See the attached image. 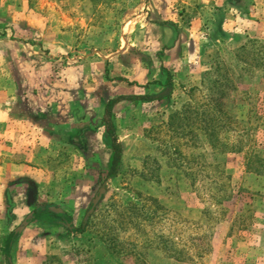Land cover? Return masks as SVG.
I'll list each match as a JSON object with an SVG mask.
<instances>
[{"label":"rangeland","instance_id":"374dc122","mask_svg":"<svg viewBox=\"0 0 264 264\" xmlns=\"http://www.w3.org/2000/svg\"><path fill=\"white\" fill-rule=\"evenodd\" d=\"M177 3V11L187 24V18L191 16L184 10L185 4L180 0ZM246 3L248 0L243 1V6L246 7ZM153 9L151 0H0V48L3 49L0 61L7 47L14 45L8 52L16 60L28 62L26 66L30 65L32 69L25 68V71L32 73L36 69L42 94L55 93L60 103L64 99L59 100L61 93V97L70 99L67 103L70 107L80 105L90 111V190L85 208L79 214L70 213V219L77 225L83 220L98 189L104 185L106 190L97 204L104 207L113 199L115 204L107 209L105 221L112 225V233L117 239L121 236L141 242L155 233L173 245L171 253L185 259L167 260L170 252L161 246L158 250H146L148 258L162 264H264V26L254 30L255 37L263 42L253 46L255 51L260 49L263 53L262 58L256 53L258 64L252 60L253 53L247 51L243 53V61L235 65L231 60L237 47L223 40L215 52H208L212 57L210 67L216 57H221L229 68L226 71L223 67V73L236 87L227 100L233 121L218 134L221 142L236 150L220 149L219 146L213 149L203 134L190 138L182 134L178 137L166 127L150 130L166 118L169 111L187 101L186 92L190 87H200V83H176L171 99L167 101L115 103L117 133L124 144L122 175L125 176L118 175L101 184L97 181L99 170L106 165L105 154L102 153L100 158L97 149L103 140L98 133L102 129L104 133L101 113L107 99L102 104L93 93L103 92L105 97H110L108 99L124 95L117 94L122 88L116 81L105 85L96 77L90 81V54L102 55L100 50L110 54L124 50L127 56L124 63L133 64V56L138 62L150 63V53L160 51L161 41L166 47L173 39V36L146 27L154 20L151 18ZM258 65L261 67L253 70ZM133 71L140 72L138 69ZM139 79L144 81L143 77ZM151 84L154 83L137 84V87H143V94L138 95L155 98L165 91L164 87ZM31 90L27 88L28 92ZM202 94L195 92L194 101L204 103L206 98ZM91 95L95 97L91 98ZM157 137L164 142L153 140ZM172 142L178 143V153L172 148L170 155L165 146L173 145ZM254 154L260 159L256 160ZM246 163L258 166L261 173L249 171ZM53 168L54 184L63 188L71 164L57 163ZM74 177L68 183H78V178ZM146 186L151 188L150 193L163 209L161 217L152 226L146 223L138 229L125 223L122 203L134 199L140 190L142 195L138 200L142 202ZM222 194L229 198L218 203L217 197ZM102 222L97 219L95 223L98 231L106 228ZM14 229L2 226L0 236ZM23 231L13 240L8 258L0 253V264H6L8 260L11 264H44L52 253L58 255L61 263L54 259L49 264H89L84 254L71 252L69 243L61 249L68 254H63L53 243L55 238L52 236L45 239L46 244H40L42 238L39 235L33 238L27 235L34 244L27 246ZM92 256L95 264H137L133 254L120 250L112 256L100 243L92 247Z\"/></svg>","mask_w":264,"mask_h":264},{"label":"crops","instance_id":"0c3cea01","mask_svg":"<svg viewBox=\"0 0 264 264\" xmlns=\"http://www.w3.org/2000/svg\"><path fill=\"white\" fill-rule=\"evenodd\" d=\"M177 1L151 0L154 7L151 18L154 20L146 27L173 36V39L170 38L166 47L161 41L160 51L150 53V63L138 62L133 56L135 62L127 64L124 63L127 58L124 50L113 54L100 50L102 55L90 54V81L94 77L100 79L102 85L116 81L122 88L117 94L124 96L143 94V87H137V84L163 83L167 73L174 85L198 84L210 67L208 52H215L221 40L238 47L256 36V28L261 30L264 26V0H248L246 7L244 0H180L191 16L187 18V24L177 11ZM13 48L14 45L8 46L0 61V227L14 229L33 211L30 194L34 191L37 203H51L62 209L56 224L33 218L24 228V241L28 240L27 235L31 238L39 235L42 238L39 243L46 244V238H55L62 231L59 224L68 220L70 213L79 214L85 208L90 190V168L86 167L90 164V111L80 105L70 107L67 104L70 99L61 97V93L59 100L64 99L60 103L55 93L42 94L36 69L32 73L25 71V68L32 69L31 66H26L28 62L24 60H16L8 52ZM134 69L140 72L136 73ZM115 77L117 80L113 79ZM27 84L31 92L27 91ZM151 85L164 87L156 83ZM77 95L75 98L79 100ZM93 95L102 104L110 98L103 92ZM59 104L62 107L57 108ZM83 117L86 121H82ZM98 134L102 138L103 129ZM102 153L107 162L109 150L103 140L97 149L100 158ZM63 162L71 164V172L64 179V187L58 188L54 184L53 167ZM69 175L72 176L68 180ZM73 175L78 178V183H68L73 180ZM32 182L35 183L33 190ZM81 222L86 223L84 218ZM71 223L77 226L75 221H69ZM67 243H70L67 239L54 242L60 251ZM33 245L29 237L27 246Z\"/></svg>","mask_w":264,"mask_h":264},{"label":"trees","instance_id":"16d2710c","mask_svg":"<svg viewBox=\"0 0 264 264\" xmlns=\"http://www.w3.org/2000/svg\"><path fill=\"white\" fill-rule=\"evenodd\" d=\"M260 39L256 37H250L246 42L239 47L233 50L234 59L231 60L235 65L237 62L243 61V53H253L254 58L252 59L257 63L256 53L263 57L260 49L255 51L253 46L255 44H263L260 42ZM262 64L259 63V65ZM264 64V63H263ZM254 67L253 70L260 68L261 66ZM223 67L226 71H229L228 66L225 64V61L220 57H216L211 64L209 70L204 74L200 87H190L186 95L188 96L187 101L181 105L176 106L175 109H172L168 112L166 118L162 119L158 125L151 126V131H159L162 127L171 130L174 135L179 137V134L189 136L190 138L196 137L200 134H203L208 142V144L213 148L217 149L219 146L220 149L225 150H236L234 147H228L225 142H221L218 134L223 128L230 126L233 121L230 114V108L228 104V98L230 93L236 90L234 83L230 77L226 78L223 73ZM163 83L154 81L156 84H161L164 86V90L161 96L152 98L148 95H134V96H119L113 99H109L103 109L101 124L104 128L103 133V142L105 147L109 150V157L104 168L99 170L100 175L98 176V183H105L110 179L115 177L125 176L122 175L124 172L123 169V154H124V144L119 139L117 133V126L115 120V111L114 105L119 101H127L132 104H139L140 102H151L153 100L165 99L166 101L171 99L172 91L174 90V84L169 73L166 74ZM169 89V90H167ZM202 92L204 95L205 102L197 103L194 101V93ZM169 102V101H168ZM153 140H160V138H154ZM164 142L163 140H160ZM173 145H166L165 148H168V153L171 155L170 151L173 148L174 153H178L177 144L172 142ZM240 149L237 148V151ZM164 154V153H162ZM166 155V153H165ZM256 160L260 159V156L256 154L252 155ZM177 157H173L176 159ZM249 159H252L249 158ZM251 160H248L250 162ZM168 164V161H167ZM173 164V162H172ZM261 165V164H259ZM89 167L90 164H86V167ZM156 169V167H154ZM246 168L249 171L256 173H261V169L258 166H253V164L246 163ZM121 174V175H120ZM143 181V180H142ZM144 182V181H143ZM35 188V183H31V189ZM222 188V186H220ZM151 188L143 189L145 198L143 201H139L138 197L142 195V191L136 193L134 199H127L122 204L123 214L126 215L125 223L132 225L135 228H140L143 224L153 225L154 221L161 217L163 207L157 202L156 197L150 193ZM229 198V195H220L217 197L218 203ZM31 204L33 206L34 219H43L47 224H56L58 213H55L49 210L50 206H53L51 203H37V197L33 191L30 194ZM115 204L113 199H110L104 207H100L99 204L96 205L94 212L89 216L86 223H79L77 226H74L70 217L68 220H65L64 223L59 224L62 231L57 233L55 237V242L60 239L69 240L71 252L78 255H85V260L89 264H95V258L92 256V247L96 243L102 244L108 254L115 256L120 250L127 251V253L133 254L137 264H162L151 258L146 257V250L157 249L161 246L164 250L169 251L168 259H178L184 260L178 256L176 253H171L173 250V245L169 244L168 241L164 240L161 235L152 234L150 238H145L143 241H132L127 239H122L113 235L112 225L105 221L106 211L111 205ZM10 202L8 204V211L10 207ZM10 216V213L7 214ZM103 221L101 224H106V228L98 231V228L95 227L96 221ZM119 221V220H118ZM113 222V221H110ZM69 224V225H68ZM126 229L127 227H122ZM128 228H130L128 226ZM127 228V229H128ZM45 231V230H44ZM16 239V234L14 231H10L5 235L0 236V253L5 255V258L9 257V250L11 248L13 240ZM54 243V242H53ZM51 247V243L49 244ZM152 248V249H151ZM70 252V251H69ZM63 254H68L66 250L63 249ZM55 254V255H53ZM184 254V253H182ZM54 259L60 261V258L56 253L48 255L44 264H49ZM6 264H11L8 260Z\"/></svg>","mask_w":264,"mask_h":264},{"label":"water","instance_id":"95a60500","mask_svg":"<svg viewBox=\"0 0 264 264\" xmlns=\"http://www.w3.org/2000/svg\"><path fill=\"white\" fill-rule=\"evenodd\" d=\"M105 187L104 185H102L99 189L97 194L94 196V198L91 200V205L89 207V209L87 210L85 216H84V221L86 222L89 218V216L93 213L95 206L97 205V203L99 202V200L101 199L102 195L105 192ZM49 210L58 213V214H62V209L55 207V206H50ZM34 218V213L33 211L30 212L25 219L14 229V233L17 235L18 233H20L27 225L28 223Z\"/></svg>","mask_w":264,"mask_h":264}]
</instances>
